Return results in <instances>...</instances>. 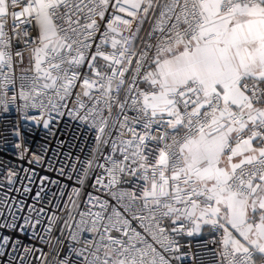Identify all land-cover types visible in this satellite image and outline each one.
<instances>
[{"label":"snow or ice","instance_id":"snow-or-ice-1","mask_svg":"<svg viewBox=\"0 0 264 264\" xmlns=\"http://www.w3.org/2000/svg\"><path fill=\"white\" fill-rule=\"evenodd\" d=\"M0 264H264V0H0Z\"/></svg>","mask_w":264,"mask_h":264}]
</instances>
